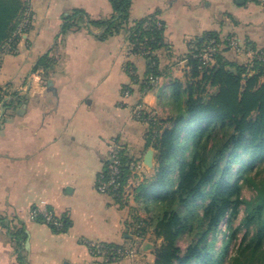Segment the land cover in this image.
Listing matches in <instances>:
<instances>
[{"label":"crops","instance_id":"obj_1","mask_svg":"<svg viewBox=\"0 0 264 264\" xmlns=\"http://www.w3.org/2000/svg\"><path fill=\"white\" fill-rule=\"evenodd\" d=\"M29 1L30 29L14 52L0 51V264H125L108 262L88 243L133 240L127 205L133 200L125 204L97 188L111 144L121 143L144 161L153 148L147 137L156 130L146 121L167 126L177 110L175 81L185 88L192 80V44L207 43L210 35L222 41L235 36L245 50H223V57L251 62L252 49L264 48V6L250 0H133L130 25L148 16L165 25L161 47L135 51L126 27L106 38L95 25L63 32L66 15L76 8L110 19V0ZM45 54L52 67L35 69ZM154 72L159 82L144 96L142 79ZM141 101L153 118L134 117ZM37 205L63 217L64 230L33 219Z\"/></svg>","mask_w":264,"mask_h":264},{"label":"trees","instance_id":"obj_2","mask_svg":"<svg viewBox=\"0 0 264 264\" xmlns=\"http://www.w3.org/2000/svg\"><path fill=\"white\" fill-rule=\"evenodd\" d=\"M27 1L0 0V51L13 36ZM132 1L110 0L114 14L106 20L76 8L66 15L63 32L95 25L104 28L101 37L106 38L126 27L135 51L142 44L145 49L161 47L164 22L148 16L130 25ZM208 38L218 45L216 63L200 68L194 51L189 53L192 80L185 88L180 81L174 83L177 110L170 119L172 127L159 133L157 121L150 120L156 130L151 129L148 145L160 150L158 174L153 181L140 183L135 198L156 211L158 233L165 236L156 264H264V48L252 49L251 62L230 61L222 53L229 49L227 41L215 35ZM203 43L198 40L196 47ZM52 64L45 54L35 69L48 71ZM208 87L215 91L207 93ZM122 147L124 162L137 159ZM124 174L129 176L127 165ZM246 189L252 192L248 197ZM198 200L205 203L194 221ZM223 221L226 231L219 249ZM186 232L189 242L183 250L176 240Z\"/></svg>","mask_w":264,"mask_h":264},{"label":"built area","instance_id":"obj_3","mask_svg":"<svg viewBox=\"0 0 264 264\" xmlns=\"http://www.w3.org/2000/svg\"><path fill=\"white\" fill-rule=\"evenodd\" d=\"M257 2L264 6V0H250ZM33 21V11L30 5V1H27L26 8L22 13V16L18 22V25L13 33V36L2 46L1 53L14 52L16 49V43L20 36L27 32ZM17 40V41H16ZM229 49L236 52L243 51V43L239 38L230 36L226 40ZM193 56L200 62V68H208L216 63V53L218 52V45L214 39L207 43H204L199 49L196 44H192ZM197 50V51H196ZM160 76L151 73L147 77L142 79V94L145 96L152 88L159 82ZM131 94L130 88L124 89V96ZM141 101L134 107V115L138 120H149L153 118L154 113L149 111ZM125 154L124 149L119 142H113L110 146L108 157L106 160V166L104 170L99 174L97 179V188L100 192L107 193L113 197L120 199V201H127L130 199L136 188L145 179L143 173H145L146 164L140 159L132 160L126 163L122 160V156ZM128 166L129 176L125 178L124 167ZM135 179L138 184L136 185ZM32 218L35 220H42L48 225L55 227L59 230H64L66 223L63 217L58 215L52 208L47 205H37L32 209ZM92 251L96 254L103 255L107 261L122 256L126 252V248L123 244H111L89 241L88 242Z\"/></svg>","mask_w":264,"mask_h":264},{"label":"rangeland","instance_id":"obj_4","mask_svg":"<svg viewBox=\"0 0 264 264\" xmlns=\"http://www.w3.org/2000/svg\"><path fill=\"white\" fill-rule=\"evenodd\" d=\"M141 47H143L142 49H145V46L143 44L140 45V48ZM131 70L133 71L132 73H136V70L134 68H131ZM214 91L215 89L211 87V88H208L206 92L211 94ZM146 122L150 123L149 121H146ZM166 124L167 123H165V126H163L161 129H164L165 127L171 128L173 125L172 122L168 123L167 126ZM149 125L150 124H147V125L145 124L146 130H148L147 127L149 128ZM161 132L162 130L161 131L159 130V133ZM152 149H154V147ZM155 153L156 154H154V166L150 167L146 165V168H145L146 171L145 173H143L145 177L144 181H148V182L153 181V179L158 174L157 166L159 165V154H160L159 148H156ZM176 169L177 167L175 168L174 172H172L173 178L177 176ZM133 181H135V183L137 182L135 179H133ZM137 184L138 182L136 183V185ZM251 193H252L251 190H248V189L245 190V195L247 197L250 196ZM130 199L133 200V202H131L132 204H127V205H129L128 207L131 209L130 215H131L133 226L130 231L133 234V240L132 241L127 240L123 244L127 250L122 256L118 257L116 261L122 260V261H125V264H156L157 249H159L162 245L166 244L164 233L162 232V234H159L157 230V221L154 218L156 217V211L153 208L151 210H147L144 207L143 199H139V200L136 199L135 194H133V196ZM123 203L126 204V202H123ZM204 203L205 201L198 200L197 202L198 206L193 209V211L195 212L194 216L192 217L194 221L199 219V215L202 214ZM225 224L226 222L223 221L220 226L221 232H219L218 237H217V243L219 245L218 246L219 249L222 244L223 232L226 231ZM188 242H189V236L187 232L184 233L182 236H179L176 240V244L179 245L181 249L183 250L187 247Z\"/></svg>","mask_w":264,"mask_h":264},{"label":"water","instance_id":"obj_5","mask_svg":"<svg viewBox=\"0 0 264 264\" xmlns=\"http://www.w3.org/2000/svg\"><path fill=\"white\" fill-rule=\"evenodd\" d=\"M154 153V149L150 148L145 155L144 163L150 167L154 166Z\"/></svg>","mask_w":264,"mask_h":264}]
</instances>
